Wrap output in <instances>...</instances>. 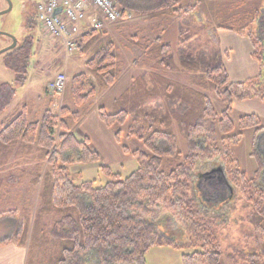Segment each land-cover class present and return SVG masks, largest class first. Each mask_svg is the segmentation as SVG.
<instances>
[{"label": "trees", "instance_id": "1", "mask_svg": "<svg viewBox=\"0 0 264 264\" xmlns=\"http://www.w3.org/2000/svg\"><path fill=\"white\" fill-rule=\"evenodd\" d=\"M112 1L137 18L159 15L176 18L180 44L176 49L178 65L188 80L192 79L193 86H184L155 72L141 71L114 100L110 113L104 107L97 110L100 122L113 131L118 145L120 128L130 119L126 138L139 141L144 151L121 148L124 154L132 156L137 169L122 178L108 166H100L99 173L106 179L104 185L96 187L93 181L77 184L68 166L101 162L89 139H80L70 132L66 118L71 115L77 120V111L63 107L60 121L50 110L35 119L25 105L11 118H2L13 104L17 90L28 83L31 60L35 56L33 36H27L21 45L7 51L4 65L14 75V81L0 83V169L12 159L30 158L35 154L36 161H47L52 169L41 178L40 206L32 228L34 246L42 247L47 242L42 216L56 213L60 218L47 235L57 241V254L45 264H85V257L93 251L98 264H145L148 252L162 247L180 251L182 264H222L223 257L229 264H264V163L253 149L250 156L255 159L256 170L248 178L233 153V148L242 140V131L254 130L259 134L264 128L260 127L256 115H246L238 120L241 133L231 136L235 125L229 116L234 103L264 101V81L260 76L240 83L230 81L220 53L204 36L208 21L199 23L193 7L186 6L191 0ZM34 6V18L26 16L30 29L35 27L32 26L36 15ZM257 19L249 15L234 22L236 28L227 24L218 28L247 38L252 60L264 69V41L249 31ZM100 38V31L84 33L77 41L79 56L91 54ZM134 44L140 46L137 42ZM155 44L159 47L149 53L150 59H156L158 66L170 67L173 57L167 51L169 46L162 45L159 38ZM140 47L146 49V45ZM118 62L116 46L105 42L93 52L85 67L94 73L103 88H109L120 75ZM87 81L84 74L71 80V95L77 107L94 96L93 91L83 94ZM206 92L213 93L223 105L220 114L215 112ZM174 125L186 143L185 155L173 132ZM57 128L62 132L56 147ZM218 135L227 137L221 140V146ZM57 160L62 161L61 166ZM209 161L219 162L230 191H240L245 199L246 221L256 235L258 254L233 248L224 255L220 237L226 227L225 220L205 209L195 186L197 163ZM41 162L35 166L39 172L37 180ZM167 162L175 165L167 167ZM158 212L163 221L168 215L182 221L181 238L173 239L166 231L161 233L156 229ZM161 212L168 215H160ZM11 239L17 241L16 237ZM27 264H33V260Z\"/></svg>", "mask_w": 264, "mask_h": 264}, {"label": "rangeland", "instance_id": "2", "mask_svg": "<svg viewBox=\"0 0 264 264\" xmlns=\"http://www.w3.org/2000/svg\"><path fill=\"white\" fill-rule=\"evenodd\" d=\"M9 1L11 3V11L0 17V32L15 38L17 45H21L27 36H33L35 56L31 60L27 85L17 90V96L13 104L2 118H11L22 106L28 105L29 115H32L35 119L42 117L47 110H50L60 121L61 109L68 107L71 111L79 113L77 120L73 119L71 115L66 118L70 132L82 139L84 137L81 135V130L87 125L88 119L93 115L98 117L97 110L99 107H104L106 112L110 113L114 100L125 92L131 85V81L137 78L141 71L155 72L168 80L184 86H193L191 83L192 79L189 78L188 80V77L180 71L178 65L176 49L180 44H178L175 17L159 15L152 18H137L127 12L130 16L129 19L113 24H105V29L100 31L101 38L93 46L91 54L81 57L76 52L73 56L67 58L64 56L62 43L49 38L39 27L38 23L36 24L35 19L32 25L35 27L29 28L26 16L29 15L34 18L35 0ZM186 6L193 7L199 23L208 21V26L203 32L204 36L220 53L219 55L228 73L234 70L236 74H241L239 75L241 76L240 80L253 79L260 76L264 81V69H260L257 63L251 60V56L249 57L247 54L249 49L252 53L249 40L239 36L246 44L245 48L243 45H238L236 39L233 38L238 36L234 31L230 32L218 28L220 25L225 24L236 28L234 22L249 15L256 16L258 19L253 25L251 24L249 31H253L261 41H264V0H191ZM5 8V2L0 0V11ZM86 28L84 27L83 29ZM157 38L160 39L162 45L167 44L169 46L167 51L172 55L173 59L168 68L164 65V67L158 66L156 65V59H150L149 53L156 51L159 47L155 44ZM105 42L114 43L119 58L120 75L113 86L109 88H103L94 73L85 67L86 61L92 56L93 52L103 46ZM135 42L140 44V46L146 45V49L143 50L144 48L134 44ZM10 45V39L0 35V51ZM6 53L0 54V83L13 84L14 75L4 65ZM58 73L65 74L67 80L64 92L61 94H55L50 88L51 82ZM78 74L86 75L88 80L83 94L86 95L91 91L94 93V96L90 97L80 107L74 105L70 90L71 80ZM206 95L211 100L215 112L220 114L223 110V105L213 93L206 92ZM253 100H249L251 102L234 103L229 115L235 125V130L231 136L241 133L238 128V120L246 115H256L260 120V127L264 128V105L261 104L264 101ZM129 123L130 119L120 128L121 138L118 149L122 151L121 147H125L129 150L139 149L144 151L143 145L139 141L126 138ZM172 129L178 139L181 153L185 155L186 143L180 137L177 126L174 125ZM107 130L110 134H113L112 130ZM55 132V146L57 147L58 135L62 131L57 128ZM226 138L218 135L220 146L221 140ZM199 142L202 144L203 140L199 138ZM253 149L264 163V131L259 134L254 130L242 131L240 144L233 148V153L248 178H251L254 170H256L255 159L250 156ZM93 150L95 149L93 148ZM121 151L118 155H108V157L102 158L99 163L70 165L68 166V171L77 184L93 181L96 187H100L105 184L106 179L99 173V167L106 166L105 161L108 159L113 164L109 167L111 171L118 173L122 178H126L137 169V164L132 156ZM35 156L36 154L30 158L12 159L9 161V163L13 164L12 166L18 164L26 165V167H23L24 171L16 168L7 170L6 167H8L9 163L0 169V239L3 240L14 235L12 238L16 237L17 242H21L28 247V260H33V264H45L57 254V241L48 236L47 232L54 227L60 217L56 213L42 216L41 223L46 227L45 239H47V242L42 247H35L32 239L35 238V235H32V228L35 213L40 206L41 178L44 173L52 170L47 165V161L41 163L42 168L38 181L39 172L35 170L38 161L34 159ZM61 163V160H57L58 166H61ZM174 165L167 162V167ZM197 165L195 173L197 196L201 199L206 210L219 214L225 220L226 227L220 237V246L224 255L229 254L233 248L242 250L246 254H258L256 235L253 228L246 221L248 214L247 203L241 192L238 190H235V192L230 191L229 183L223 177L219 162H198ZM216 168H219V173L221 174L213 173V169ZM262 183H264V177H262ZM160 215L168 214L161 212ZM158 217L159 212L155 218L157 221L156 229L159 232L166 231L168 235L176 240L181 238L184 225L177 216H165L166 220L164 221L161 219L162 216ZM157 249H159L160 257L165 261L171 262L173 260L174 264H182L181 252L169 247L150 250L151 252L149 251L150 254L147 256L149 264L157 263ZM85 264H98L96 252H90L85 257ZM222 264H229L225 257L222 258Z\"/></svg>", "mask_w": 264, "mask_h": 264}, {"label": "built area", "instance_id": "3", "mask_svg": "<svg viewBox=\"0 0 264 264\" xmlns=\"http://www.w3.org/2000/svg\"><path fill=\"white\" fill-rule=\"evenodd\" d=\"M57 9L61 12L55 15ZM129 18L127 11L119 9L112 0H36V21L50 38L62 43L67 58L76 53L83 31H102L105 24ZM86 23L89 27L83 30ZM66 82V75L58 73L50 85L51 91L63 93Z\"/></svg>", "mask_w": 264, "mask_h": 264}, {"label": "crops", "instance_id": "4", "mask_svg": "<svg viewBox=\"0 0 264 264\" xmlns=\"http://www.w3.org/2000/svg\"><path fill=\"white\" fill-rule=\"evenodd\" d=\"M236 39V42L238 45L245 47L246 44L244 43L243 39L239 36L233 37ZM247 54L249 57L251 56V50H247ZM251 58V57H250ZM252 60V59H251ZM253 61V60H252ZM254 62V61H253ZM256 66V64H255ZM258 70V68H257ZM228 73V71H227ZM241 74H236L234 70H231L230 73H228L229 79L233 83H240L244 82L250 78H246L243 80H240ZM254 101V100H253ZM251 102V101H248ZM241 103V102H238ZM264 105V103H261ZM87 125H85V128L81 130V135L87 139H89L91 148L95 149L100 157L101 160L104 157H108L111 155H118L120 154L121 149H118L119 145L115 142V139L113 137V134H110L108 130L101 124L97 116H92L91 118L88 119L86 122ZM120 150V151H119ZM122 152V151H121ZM252 158V157H251ZM238 161V160H237ZM39 161L38 163H40ZM16 163V162H15ZM44 163V162H41ZM107 159L105 161V165L108 167H111L113 164ZM12 163L8 164V167H6L7 170H12V169H19L21 171H24L23 167H26V165H14L12 166ZM11 166V168H9ZM241 168V167H240ZM242 170V169H241ZM243 171V170H242ZM244 172V171H243ZM255 172V170H254ZM245 173V172H244ZM246 174V173H245ZM262 177H264V171L262 173ZM14 236V235H13ZM13 236H10L5 239H11ZM5 239H0V243L4 241ZM151 252V251H150ZM150 252L147 254V256L150 254ZM157 254V263L156 264H174L173 260L170 261H165L160 257L159 249L156 250ZM159 255V256H158ZM147 256L145 262H147ZM179 258V257H178ZM158 259L160 260L158 262ZM174 259V258H173ZM28 263V247L21 243L17 242L14 239L8 240L7 242H4L0 244V264H27ZM146 264H149L148 262Z\"/></svg>", "mask_w": 264, "mask_h": 264}, {"label": "water", "instance_id": "5", "mask_svg": "<svg viewBox=\"0 0 264 264\" xmlns=\"http://www.w3.org/2000/svg\"><path fill=\"white\" fill-rule=\"evenodd\" d=\"M5 1L8 4V8H7V10L1 11L0 12V16L6 15V14H8L11 11V3H10V1L9 0H5ZM60 12H61V9H57L56 12H55V15L59 14ZM0 35L7 36L12 41V44L9 47H7V48L3 49L2 51H0V54L5 53V52L10 51L13 48H15V46H16V40H15V38H13V37H11V36H9L7 34L1 33V32H0Z\"/></svg>", "mask_w": 264, "mask_h": 264}, {"label": "flooded vegetation", "instance_id": "6", "mask_svg": "<svg viewBox=\"0 0 264 264\" xmlns=\"http://www.w3.org/2000/svg\"><path fill=\"white\" fill-rule=\"evenodd\" d=\"M4 2H5V5H6V8L4 9V10H7V8H8V4H7V2L5 1V0H3ZM26 4V3H25ZM25 4H24V9H25ZM4 10H2V11H4ZM1 12V11H0ZM1 17V16H0ZM1 36H3V35H1ZM5 37H7V36H5ZM9 38V37H8ZM10 39V38H9ZM10 41H11V39H10ZM10 44H12V41L10 42ZM17 45V44H16ZM3 50V49H2ZM1 50V51H2ZM220 172V170H219V168H216V169H213V173H218V174H220L219 173Z\"/></svg>", "mask_w": 264, "mask_h": 264}]
</instances>
